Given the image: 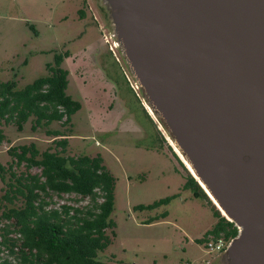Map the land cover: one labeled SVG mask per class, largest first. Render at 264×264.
<instances>
[{
  "label": "rangeland",
  "instance_id": "obj_1",
  "mask_svg": "<svg viewBox=\"0 0 264 264\" xmlns=\"http://www.w3.org/2000/svg\"><path fill=\"white\" fill-rule=\"evenodd\" d=\"M112 29L104 0H0V81L22 89L46 75V65L61 55L66 93L80 103L66 125L53 121L33 131L31 118L22 130L1 121L5 140L0 161L11 160L7 148L13 145L34 142L40 150L59 149L45 129L62 130L67 134L65 154L98 155L115 179V237L100 258L109 264H227L224 252H208L197 241L216 220L212 208L184 187L188 168L169 143L171 136L155 114L154 122L148 116L142 91L139 98L129 87L119 48L120 63L103 40ZM2 188L0 182V193ZM163 198L168 202L157 208L136 209ZM54 200L56 206L89 204L88 197L74 193ZM163 211L164 217L145 222Z\"/></svg>",
  "mask_w": 264,
  "mask_h": 264
},
{
  "label": "water",
  "instance_id": "obj_2",
  "mask_svg": "<svg viewBox=\"0 0 264 264\" xmlns=\"http://www.w3.org/2000/svg\"><path fill=\"white\" fill-rule=\"evenodd\" d=\"M120 54L197 182L264 264V0H104Z\"/></svg>",
  "mask_w": 264,
  "mask_h": 264
},
{
  "label": "trees",
  "instance_id": "obj_3",
  "mask_svg": "<svg viewBox=\"0 0 264 264\" xmlns=\"http://www.w3.org/2000/svg\"><path fill=\"white\" fill-rule=\"evenodd\" d=\"M81 17L83 10L79 11ZM63 57L55 55L46 65V75L22 89L14 82L0 81V122L22 130L31 118V129L37 130L53 121L66 125L80 103L66 93L67 70ZM59 149L40 150L34 142L7 148L11 160L0 161V264H109L99 253L113 241L115 222L114 177L103 166L100 156L65 154L67 134L59 129H45ZM5 134L0 126V144ZM173 154L177 157V155ZM181 162V161H180ZM23 165L24 169L18 168ZM39 168L32 172L31 168ZM185 188L206 200L216 218L198 242L209 236L232 239L237 226L215 206L197 180L186 169ZM74 193L89 198L86 206L69 203L55 205L54 196ZM168 202L163 198L137 210H152ZM159 216L145 220L150 223Z\"/></svg>",
  "mask_w": 264,
  "mask_h": 264
},
{
  "label": "built area",
  "instance_id": "obj_4",
  "mask_svg": "<svg viewBox=\"0 0 264 264\" xmlns=\"http://www.w3.org/2000/svg\"><path fill=\"white\" fill-rule=\"evenodd\" d=\"M103 40H104L105 43H107L108 50L114 56L115 60L120 63L119 56L117 55V52H116L117 48H118V45H117L116 38H115V36L113 34V31L111 33H104L103 34ZM121 69H122V72L124 74V77H125L128 85H129V87L132 89V91L134 92V94L136 96L141 98L140 97V90L141 89L138 86L137 82L132 77V75L130 74V72L128 71L127 67L122 66ZM142 103L144 105L143 101H142ZM230 241H231V239L226 240L223 237L215 238L213 236H209L208 240L204 244H205V247H206L208 252L222 253V252H224L226 250V248L228 247Z\"/></svg>",
  "mask_w": 264,
  "mask_h": 264
},
{
  "label": "bare ground",
  "instance_id": "obj_5",
  "mask_svg": "<svg viewBox=\"0 0 264 264\" xmlns=\"http://www.w3.org/2000/svg\"><path fill=\"white\" fill-rule=\"evenodd\" d=\"M146 102H144V104H145ZM146 105H147V109L149 110V112L152 114V116L155 118V116H154V113L152 112V110L150 109V107L148 106V104L146 103ZM168 138V141H169V143L173 146V149L175 150V152L178 154V156L180 157V159L183 161V163L187 166V168H188V170L191 172V173H194L193 172V169L191 168V166H190V163L184 158V156L182 155V153H181V151L178 149V147L175 145V143L169 138V137H167ZM207 193H208V191H207ZM209 194V193H208ZM210 195V194H209ZM210 197H211V195H210ZM212 198V197H211ZM212 200L214 201V199L212 198ZM214 203H216L215 201H214ZM216 205H217V203H216ZM222 214H224L223 212H222ZM225 215V214H224Z\"/></svg>",
  "mask_w": 264,
  "mask_h": 264
},
{
  "label": "crops",
  "instance_id": "obj_6",
  "mask_svg": "<svg viewBox=\"0 0 264 264\" xmlns=\"http://www.w3.org/2000/svg\"><path fill=\"white\" fill-rule=\"evenodd\" d=\"M88 7H89V8L92 10V12H93V13H91V14H93L94 18H96V14L94 13V11H93V9H92V6L89 5ZM114 60H115V59H114ZM115 61H116V60H115ZM144 106H145V108L147 109V105H146V103L144 104ZM147 111H148V114H149L148 116H150V118H151L152 121L154 122V119H155V118L152 116V114L149 112L148 109H147ZM152 117H153L154 119H153ZM223 255H224V253H223Z\"/></svg>",
  "mask_w": 264,
  "mask_h": 264
}]
</instances>
